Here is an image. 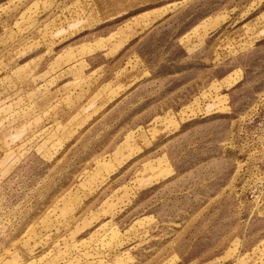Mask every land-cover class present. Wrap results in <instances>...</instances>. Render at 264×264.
Here are the masks:
<instances>
[{
    "label": "rangeland",
    "instance_id": "rangeland-1",
    "mask_svg": "<svg viewBox=\"0 0 264 264\" xmlns=\"http://www.w3.org/2000/svg\"><path fill=\"white\" fill-rule=\"evenodd\" d=\"M0 264H264V0H0Z\"/></svg>",
    "mask_w": 264,
    "mask_h": 264
}]
</instances>
